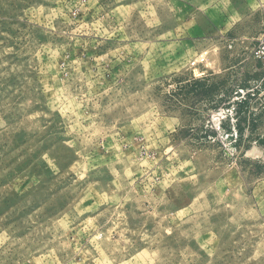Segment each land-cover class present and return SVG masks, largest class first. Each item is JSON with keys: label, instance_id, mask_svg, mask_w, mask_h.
<instances>
[{"label": "rangeland", "instance_id": "obj_1", "mask_svg": "<svg viewBox=\"0 0 264 264\" xmlns=\"http://www.w3.org/2000/svg\"><path fill=\"white\" fill-rule=\"evenodd\" d=\"M262 39L264 0H0V264H264Z\"/></svg>", "mask_w": 264, "mask_h": 264}, {"label": "built area", "instance_id": "obj_2", "mask_svg": "<svg viewBox=\"0 0 264 264\" xmlns=\"http://www.w3.org/2000/svg\"><path fill=\"white\" fill-rule=\"evenodd\" d=\"M255 57L258 58L260 61H261V64L264 68V39L261 40V43L260 45L258 46L257 49H255ZM227 112H229L231 115H233L235 112L230 109V110H224L222 109V113L220 112V119H219V124L221 125L222 124V118H226V115Z\"/></svg>", "mask_w": 264, "mask_h": 264}]
</instances>
